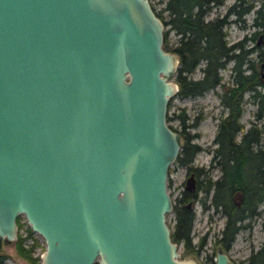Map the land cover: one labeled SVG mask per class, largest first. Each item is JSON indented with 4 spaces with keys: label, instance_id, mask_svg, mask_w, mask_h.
Listing matches in <instances>:
<instances>
[{
    "label": "water",
    "instance_id": "water-1",
    "mask_svg": "<svg viewBox=\"0 0 264 264\" xmlns=\"http://www.w3.org/2000/svg\"><path fill=\"white\" fill-rule=\"evenodd\" d=\"M164 27L149 0H0L2 243L22 216L38 264H205L166 222L180 136ZM211 260L237 264L223 248Z\"/></svg>",
    "mask_w": 264,
    "mask_h": 264
},
{
    "label": "trees",
    "instance_id": "trees-1",
    "mask_svg": "<svg viewBox=\"0 0 264 264\" xmlns=\"http://www.w3.org/2000/svg\"><path fill=\"white\" fill-rule=\"evenodd\" d=\"M244 0H234L226 9L223 18L213 19L211 21H202L200 12L204 11L200 6L205 5L207 0H164V9L167 13L161 15L159 11L156 14L162 19L164 26L168 25L163 31L162 45L165 49L173 51L178 56V66L174 73V80L178 84L176 96H194L213 88L220 83L221 76L219 68L231 59V69L233 71L232 82L227 84L222 93L219 95L221 105L226 107V114L217 122V127L213 136L215 146L212 148V162L218 168V175L211 179L203 178V186H200L199 180H196L197 189L202 190L205 196L209 195V203L214 208H219L224 216L223 226L219 230V236L216 241L220 243L223 249H227L235 234L240 228L248 227V220L258 213L257 206L264 200V144H261V136L264 132L262 127L251 125L249 128L242 130V125L238 122L240 114V99L244 91L251 93L250 99H256L258 111L264 108V90H260L254 60H247L244 66L249 69L248 73H243L241 64L243 56L246 54L241 46V41L225 46L222 40L223 33L220 25L224 22L226 15L241 16L249 9V5L239 8V3ZM197 7H199L197 9ZM198 10L194 13L195 9ZM263 18V13L261 14ZM255 10L253 14V24L255 23ZM168 29L173 30L177 35L174 40H170L167 34ZM235 53H233L234 51ZM241 50V51H240ZM240 51V52H238ZM203 65L199 66L201 76L192 78V71L199 61ZM245 62V63H246ZM170 101L167 103L169 109ZM258 114V113H257ZM259 116V115H258ZM170 115L167 116V120ZM198 115L194 116L191 124H186V117L180 113L178 115L177 129L172 124L179 135H182L183 142L180 145L175 162L187 165L190 159L198 150L195 143H191L190 135L184 136L186 125H193L197 122ZM239 134L236 140V135ZM195 175L198 176L202 169H194ZM238 189L241 191V201L236 206L231 199L232 192ZM194 198V197H193ZM202 202L203 208L206 206ZM183 205V204H182ZM173 222L170 225V237L175 242H181L183 254L189 247L190 226L193 218L190 210L172 204ZM245 219L247 221H245ZM16 223L20 228L21 222L19 216L16 217ZM264 230V217L262 221ZM29 237L30 241L25 242ZM203 236L199 237V241ZM15 253L30 264H38V256L33 255L34 247L38 245L36 237L32 236V231L26 225L25 234L17 233L16 240L13 241ZM193 250V247H192ZM4 258L3 252L0 251V263ZM93 264H97L94 262ZM237 264H264V239L257 248L251 249L245 258Z\"/></svg>",
    "mask_w": 264,
    "mask_h": 264
},
{
    "label": "rangeland",
    "instance_id": "rangeland-1",
    "mask_svg": "<svg viewBox=\"0 0 264 264\" xmlns=\"http://www.w3.org/2000/svg\"><path fill=\"white\" fill-rule=\"evenodd\" d=\"M233 1L234 0H220V4L218 6L210 3L211 7H209L204 18L207 19L214 15H221V13H224L228 5H230ZM149 2L155 11H159L163 16L166 15L167 12L162 9L164 6V0H149ZM252 5L253 6H251V9L249 11L239 17L228 15L227 22L224 24L222 32V40L225 46H229L235 42L241 41V50L246 51V54L243 56V62L241 64L243 73L249 72V69L244 67L247 64L245 59H252V61L254 59H257L256 51H258V49L254 48L255 40L254 38H247L255 29L252 18L254 14L253 8L257 6V0H254ZM164 28H168V25H165ZM167 34L170 40H174L177 37V35L171 29H168ZM247 49H251V51L248 52ZM235 52L236 51H234L233 53ZM254 63H256V70L258 72V61L255 60ZM202 65L203 61L200 60L197 66H195L194 70L192 71V78H198L201 76L199 66ZM231 65L232 61L231 59H229L223 64L222 67L218 69L221 76L220 83L223 82L222 84H218L198 95H175L171 98L170 106L167 111V114L170 115L168 123L172 124L177 129H180L177 123L178 115L180 113L185 115L186 124H191L194 116L198 115L197 122L193 125H186L184 128L185 132L183 134L184 136H191L189 141L191 143L193 142L197 144L198 150L190 159V162L187 165L178 164L177 162H175L172 163L168 169L166 189L170 194L172 201L179 195V192L183 189V182L186 176L185 172L188 171L190 167L194 169H202L201 173L198 176L195 175V170L192 169L193 176H195V186L194 190L192 191L193 194L195 188L197 187V179L199 180L200 186H203L202 183L204 177L208 176L213 179L219 174L218 168L212 162L211 157L212 148L215 146V143L213 142V136L217 127V122L222 116L226 114V108L221 105L219 95L222 93L224 87L232 82L233 71L231 69ZM256 86L261 91L264 90L263 83ZM250 95L251 93H249L248 91H244L240 99V114L237 120L242 125L243 131L253 124L260 127L264 125V108L263 110L258 111L256 99L252 101L249 98ZM179 136L181 145L184 138H182V135ZM238 137L239 134L236 135V140L238 139ZM260 141L261 144H264V132L262 133ZM193 197V220L191 235L192 244H195L199 237L203 236L207 246V249L205 250L206 253L200 251L199 255H195V258L198 261L208 262L206 254L211 253V251L215 250L214 242L219 236V230L223 226L224 216L219 208H214V206L209 203V195L205 196L202 190L197 189L196 195ZM201 201H204V203L206 204L204 208ZM257 211L258 213L252 216L250 220L247 219L249 221V226L240 228L235 234L230 246L226 249L227 254L231 259H233L235 263H238L241 259L245 258L249 251L251 249L257 248L260 242L264 239V230L262 226L264 217V200L258 204ZM19 218V221L21 222L19 232L21 234H25L26 225L24 223L23 217L20 216ZM247 220L245 219V221ZM166 222L169 226L172 224V211L166 215ZM32 236L36 237L38 241V245L34 247V251L32 252V254H36L38 256L43 247V241L42 238L35 232H32ZM24 241L26 243L29 242V237L25 238ZM0 251L4 254V258L1 260L0 264H30L24 258L15 253L13 241L7 244H4L0 241ZM177 251L181 256L185 255L183 254V250L180 244H177ZM211 254H213V252Z\"/></svg>",
    "mask_w": 264,
    "mask_h": 264
},
{
    "label": "flooded vegetation",
    "instance_id": "flooded-vegetation-1",
    "mask_svg": "<svg viewBox=\"0 0 264 264\" xmlns=\"http://www.w3.org/2000/svg\"><path fill=\"white\" fill-rule=\"evenodd\" d=\"M244 2H241L239 3V8H243L244 5H249V9L247 11H249L251 9V6L252 3L254 2V0H244ZM210 3L212 4H215L216 6H218L220 4V0H207V3L205 5L201 4V8L205 10L200 12V18L202 19V21H211L213 19H219V18H223V16H225L226 14V10L224 11V13H221V15H214V16H211L209 18H204L206 12L208 11L209 7H211ZM264 0H257V6L255 8H253V11L255 10V15H256V18H255V23L253 24L255 26V29L254 31L247 37L248 39L250 38H254V48H257L258 51H256V57L257 59H254L258 61V82L263 83L264 84V41H259L257 42V39H258V36L264 32ZM199 7H197L198 9ZM227 9V8H226ZM194 10V13L198 10L193 9ZM246 11V12H247ZM244 12V13H246ZM243 13V14H244ZM263 13V18L261 17V14ZM228 16V15H226ZM227 22V17L224 18V22L220 25V30L221 32H223V26L224 24ZM263 45V46H261ZM261 46V47H260ZM247 51H251V49H247ZM249 60V59H248ZM252 60V59H250ZM226 108V107H225ZM227 110V109H226ZM191 168V169H190ZM188 169V171L185 172V178L189 175V174H192L193 171H192V167H190ZM195 177V176H194ZM185 181V179H184ZM184 183V182H183ZM194 190V189H193ZM235 191H238L241 193L240 190L238 189H235L233 192H232V195H231V199L233 197V194ZM240 201H241V195H240ZM240 201H239V204H240ZM189 202V205H186V203ZM172 204H176L178 205L179 207H182L183 208H187L188 210H190L191 214H192V190L190 191L189 190V193H188V190H186L184 188V185H183V189L179 192V195L172 201ZM183 204V205H182ZM239 206V205H238ZM224 222V221H223ZM189 234H190V240H189V247H187L185 249L186 254H189V255H193L195 257V255H199V252L202 251V252H205V250L207 249V246H206V243H205V240L204 238L202 240L199 241V239L195 242V244H192V238H191V235H192V220H191V226H190V230H189ZM177 244H180L181 247H182V244L181 242H176ZM214 246H215V250L214 251H211V253L213 252V254L215 253V251L218 249V248H222V246L220 245V243L218 241H215L214 242ZM192 247H193V250H192ZM182 250H183V247H182ZM226 250V249H225ZM184 251V250H183ZM206 253V252H205ZM211 253H208L206 254V258L208 260V262H205L203 261V263L205 264H212V256L213 254Z\"/></svg>",
    "mask_w": 264,
    "mask_h": 264
}]
</instances>
